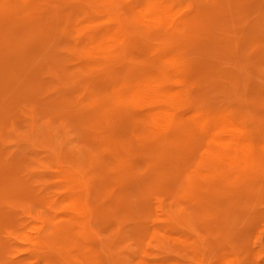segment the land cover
Listing matches in <instances>:
<instances>
[{
    "label": "rangeland",
    "instance_id": "obj_1",
    "mask_svg": "<svg viewBox=\"0 0 264 264\" xmlns=\"http://www.w3.org/2000/svg\"><path fill=\"white\" fill-rule=\"evenodd\" d=\"M225 116L251 154L209 152ZM143 261L264 264V0H0V264Z\"/></svg>",
    "mask_w": 264,
    "mask_h": 264
},
{
    "label": "bare ground",
    "instance_id": "obj_2",
    "mask_svg": "<svg viewBox=\"0 0 264 264\" xmlns=\"http://www.w3.org/2000/svg\"><path fill=\"white\" fill-rule=\"evenodd\" d=\"M91 1V0H90ZM108 1V0H107ZM81 3V2H80ZM99 3V2H98ZM102 3V2H101ZM99 9V8H98ZM103 9V8H102ZM117 10V9H116ZM149 10H151L149 13H146V16L144 14H141V17H145L147 18L145 21H149L152 22L151 25L152 26H157L155 25L154 21L155 18L154 17H161L162 18H167V7H165V5L163 6L162 4H156V5H151L149 7ZM141 12V11H140ZM166 15V16H165ZM172 16V13L168 15ZM142 17V18H143ZM144 20V18H143ZM152 20V21H150ZM144 21V23H145ZM140 23V22H139ZM147 24V23H145ZM149 24V23H148ZM197 25V24H196ZM143 31V30H142ZM64 36V35H63ZM116 36V35H115ZM118 37V36H117ZM113 38V37H112ZM160 38V37H159ZM8 39V38H7ZM146 39V38H145ZM14 40V38L12 39ZM88 40V39H87ZM121 41V39H120ZM90 42V41H89ZM119 42V41H118ZM139 42V41H138ZM134 44V43H133ZM144 44V43H143ZM138 47V46H137ZM118 50V49H117ZM167 61V63L171 64L172 66H174V68H178L177 65V61L176 59L172 58L171 59H167L165 60ZM46 64V63H44ZM167 65V64H166ZM98 70V69H97ZM55 73V72H54ZM61 74V73H60ZM105 75V74H104ZM110 77V76H109ZM188 81V80H187ZM160 82V81H159ZM162 82V81H161ZM175 83L178 84L177 81H175ZM141 85L138 86L136 89H130L129 90V95H132L134 98L132 99L133 101H135L134 105L136 104V102L139 100L140 102L143 101V104L148 108L149 112H150V116H151V120L153 121V124L155 123L156 125L160 126L159 123H162V121H164V123H171L172 118L174 116L175 111L173 110L176 104V101H179L181 99H179V93L177 90L175 91H166V90H162V88L160 86H158L159 84L157 82H153V81H142V83H140ZM167 85V84H166ZM181 85V84H180ZM68 86V85H66ZM65 86V87H66ZM171 86V84H170ZM178 86V85H177ZM183 86V85H182ZM122 88V87H121ZM124 88V87H123ZM122 88V89H123ZM120 89V88H119ZM122 91V90H121ZM184 91V90H183ZM191 91V90H190ZM186 93V92H185ZM188 94V93H187ZM121 95V94H120ZM127 98L128 96L125 95ZM130 97V96H129ZM181 97V96H180ZM191 97V96H190ZM182 98V97H181ZM195 99V98H194ZM137 102L136 105H139L140 102ZM189 101V100H188ZM191 102V101H190ZM142 103V102H141ZM61 105V104H60ZM142 105V106H144ZM177 105V104H176ZM61 108V107H60ZM59 108V109H60ZM141 108V107H139ZM178 111V110H177ZM127 114V113H126ZM62 115V114H61ZM130 115V114H129ZM148 115V113H147ZM223 116V115H222ZM132 117V116H131ZM148 117V116H147ZM181 118V117H180ZM179 118V119H180ZM216 118V116H215ZM218 118V116H217ZM150 119V118H149ZM215 120V119H213ZM171 121V122H170ZM212 121V120H210ZM209 121V122H210ZM172 124V123H171ZM165 124H163L162 126H164ZM166 126V125H165ZM171 126V125H170ZM210 125L207 124V128ZM200 127V125H199ZM198 127V128H199ZM206 127V126H205ZM155 128V127H154ZM158 127H156L157 129ZM160 128V127H159ZM204 128V127H203ZM211 130L210 131V135L208 137V140H210L211 143V147L213 148L212 150L210 149L209 152H211L212 156H216V157H222L224 156V154H227L229 158H236L237 155L242 154L241 157L245 156V155H249L252 153L253 148H254V141L249 137V135L246 133V131L244 130V128H242L239 124L233 122L231 119H228V117H219V119H216L213 123L212 126L209 127ZM159 130V129H157ZM161 130V129H160ZM164 130V129H163ZM202 133L203 130H201V127L199 129ZM208 130V131H209ZM162 131V130H161ZM168 131V130H167ZM114 132V131H113ZM206 132V130H205ZM166 133V132H164ZM208 133V132H207ZM205 134V133H204ZM168 135V134H167ZM104 137V136H103ZM101 137V138H103ZM107 138V136H106ZM105 139V137L103 138ZM166 140V139H165ZM112 141V140H111ZM109 140V142H111ZM207 148V147H205ZM207 150V149H206ZM205 150V151H206ZM146 151H144L145 153ZM204 152V151H203ZM208 152V154H209ZM240 157V158H241ZM153 158V157H152ZM231 158V159H232ZM223 160V159H222ZM225 160V159H224ZM245 160V159H244ZM156 161V160H155ZM243 161V160H242ZM130 162V161H129ZM230 162V161H228ZM253 165V164H252ZM255 165V164H254ZM258 166V164H257ZM132 167V166H131ZM134 167V166H133ZM142 167V166H141ZM136 169V168H135ZM137 170V169H136ZM130 172V171H129ZM18 181V180H17ZM21 183V182H20ZM28 183V182H27ZM23 184V183H22ZM7 186V185H6ZM9 187V186H7ZM146 188V187H145ZM26 189V188H25ZM10 191V190H9ZM13 191V190H12ZM5 192V191H4ZM11 192V191H10ZM14 192V191H13ZM164 192V191H163ZM12 193V192H11ZM17 193V192H16ZM135 193V192H134ZM141 193V192H140ZM156 193V192H155ZM138 194V193H137ZM11 195V194H10ZM20 195V194H19ZM29 195V194H28ZM14 196V195H13ZM19 197V196H18ZM16 198V197H15ZM20 199V198H19ZM144 199V198H143ZM2 200V199H1ZM84 201V200H83ZM25 202V201H24ZM74 202V200H73ZM72 202V203H73ZM4 204V203H3ZM81 203L76 202L75 205L76 207H80ZM2 205V204H1ZM81 208V207H80ZM3 211V208H2ZM81 212V211H79ZM9 213V212H8ZM6 215V213H5ZM10 218V217H9ZM158 219V217H157ZM8 221V220H7ZM6 221V222H7ZM10 222V220H9ZM3 224V223H2ZM64 224V223H63ZM67 224V223H66ZM65 224V225H66ZM69 225V223H68ZM37 226V225H36ZM61 226H63L61 224ZM66 227V226H65ZM33 228V227H32ZM63 228V227H62ZM69 228V227H68ZM59 229V226H58ZM65 229V228H63ZM259 229V228H258ZM55 230V229H54ZM59 231V230H58ZM61 232V230L59 231ZM46 234H48L46 232ZM57 234V233H56ZM61 234H63L61 232ZM162 234V233H161ZM167 234V233H166ZM50 235V234H49ZM42 236V235H41ZM44 236V234H43ZM47 237V236H46ZM21 238V237H20ZM43 239V237H42ZM40 240V239H39ZM44 240V239H43ZM154 240V239H153ZM157 252V251H156ZM172 253V252H171ZM170 253V254H171ZM126 256V255H125ZM164 257V256H163ZM63 258V257H62ZM24 260V259H23ZM27 260V259H26ZM140 260V259H139ZM226 260V259H225ZM58 262V261H57ZM54 263V262H53ZM56 263V262H55ZM142 263V262H141ZM144 264H147L146 262L143 261ZM142 263V264H143Z\"/></svg>",
    "mask_w": 264,
    "mask_h": 264
}]
</instances>
